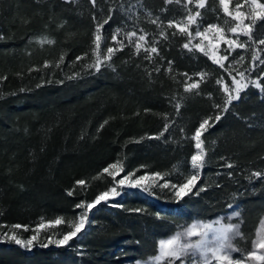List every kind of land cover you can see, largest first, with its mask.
<instances>
[{"label":"trees","instance_id":"16d2710c","mask_svg":"<svg viewBox=\"0 0 264 264\" xmlns=\"http://www.w3.org/2000/svg\"><path fill=\"white\" fill-rule=\"evenodd\" d=\"M109 9L114 11L102 29L105 51L115 46L111 36L117 29L122 30L118 39H124L123 32L143 29L159 54L146 59L143 50L137 55L125 41L110 66L99 72L88 68L95 60L96 23ZM186 14L182 4L165 0H97L95 7L89 0H0V234L36 235L29 249L0 242V264H136L157 255L159 241L181 227L214 220L235 205L244 236L237 245L252 248L264 217V92L250 84L226 113L214 107L225 97L216 81L232 85L235 76L230 58L225 71L203 53L184 49L187 37L173 36L169 29L165 40L150 23L158 17L165 25ZM226 18L218 0H207L198 21L226 29ZM251 34L253 54L264 60V45L258 43L264 38V18L253 24ZM42 39L55 43L41 45ZM242 53L237 49L233 57ZM260 60L252 67L250 57L249 75L264 86ZM54 66V76L72 72V78L40 83ZM200 72L207 76L199 90L186 93L185 83L198 81ZM216 114L221 119L210 121L213 126L202 133L205 164L188 195L178 199L173 193L130 191L92 208L88 226L66 245H43L61 239L69 223L78 220V204L91 203L114 186L112 177L101 173L117 161L124 175L161 173L171 184L184 182L193 174L191 156L197 149L192 137L205 118ZM166 123L168 131L161 136ZM229 163L233 167H226ZM201 187L205 190L196 195ZM60 217L64 223L48 224ZM41 223L46 226L38 229ZM17 224L21 228L12 227Z\"/></svg>","mask_w":264,"mask_h":264},{"label":"snow or ice","instance_id":"6c2138e0","mask_svg":"<svg viewBox=\"0 0 264 264\" xmlns=\"http://www.w3.org/2000/svg\"><path fill=\"white\" fill-rule=\"evenodd\" d=\"M68 3L74 2V0H66ZM89 3L93 7L96 6L97 0H89ZM166 4H182L185 8L186 15L181 20H170L168 21L166 27L168 29H174L172 35L175 36L177 34L187 37V42L182 46L184 49H187L189 52L199 51L203 53L205 56H208L213 63L217 64L220 68H224L225 71H228L225 68V61L229 59V55L231 52L236 51V49H244L247 50L249 47V42L253 41V37L251 34V29L253 24L255 23L256 17L260 16L264 18V3H259V0H242V3H237L235 5V11H231L229 5L231 0H218V4L222 9V12L226 17H230L233 24L231 27L227 28V32L225 28L220 26L217 23L209 24L200 30V25L198 24V20L201 18V9H204L207 5V0H165ZM244 4H248V8L245 11H242ZM188 5H194L196 11L193 12L192 8H189ZM259 9V12L256 10ZM114 9H109V15L103 19L102 22L97 21L94 39H93V52L95 55V60L93 63L87 65L88 68L94 69L96 72L101 70L102 66H110V61L115 52L123 50L126 47L125 41L128 44H131L137 55L140 54L141 50L145 53L146 59H152V54H159L158 47L155 46V41L151 44L148 41L149 34L145 32L143 29H139V31H127L123 32L124 39H118L121 35L122 30L117 29L111 36V40L115 46H109L106 48V51L103 56L100 55L101 41H102V29L105 25H107L111 19ZM151 16V13H148ZM95 20V16L93 17ZM245 20H250L251 23H245ZM150 23L156 24L161 28L160 36L165 40L168 38L167 31L164 30L163 22L159 20V18L151 19ZM227 23V21H226ZM196 26L195 37L200 38V42L193 44V32L192 26ZM243 35L247 37V40L241 41L240 36ZM234 37V38H233ZM207 41V44H205ZM41 45L48 43H55L52 40L42 39L40 41ZM258 43L260 45H264V38L259 39ZM226 45V48L223 50V54H220L221 49L220 45ZM87 55V54H85ZM82 59V57H77V60ZM260 60L259 55L253 54L252 56V67H255V62ZM244 61V56L241 55L235 61L237 64H241ZM60 62H63V56L60 57ZM261 64H264V60H260ZM45 67L48 66V62H45ZM58 66V65H57ZM158 71V69H157ZM171 62H169L168 72L171 73ZM247 71V69L245 70ZM245 71H238L239 79L235 76H232V85L233 87H229L227 83H224L222 79H218L216 81L217 84H223V92L225 93L224 103L223 105L215 104L214 107L217 109H221L223 112H227L230 105H232L233 101H237L240 99V94L244 90H246L250 84L254 85L256 88L260 89L261 92H264V86L261 85L259 79L257 80H249L245 76ZM187 80H192L191 76H188L187 73L184 74ZM199 77V80L193 83H185L184 91L192 92L194 90L198 91L200 87V82L204 81L207 73L200 72L196 74ZM232 73L229 71V76ZM72 78V77H70ZM264 79V77H261ZM210 95V94H209ZM176 110L179 112L181 107L180 104H176ZM147 111V110H146ZM165 119L167 117L165 116ZM221 119L220 114H216L214 117L205 118L196 129L192 139L195 140V147L197 149L196 153L191 156V168L193 170V174L187 176L184 182L179 184H171L169 181L160 184L159 187L169 188L174 190V195L177 198H183L184 195H188L191 192L192 188L195 187L197 180L199 179L200 172L205 164V157L207 155L204 147L203 140L201 139L202 133L207 131V128L213 126L210 124V121L214 120L218 122ZM107 123V121H105ZM103 127V125H101ZM169 125L166 123L164 125L163 131L160 133L162 136L164 132H167ZM226 167L231 168L233 165L231 163L227 164ZM110 169L114 171H110ZM123 172V168L120 166V162L117 161L109 165L108 167L102 170V173H107L108 176L112 177L114 181V186L111 187L108 191L100 193L91 203L87 204H78V208H84V211L78 217V220L74 222H70L68 225L69 230L65 232L61 239L52 240L49 239L48 243H54L56 245H66L69 240L75 237L81 230L84 229L85 225L88 223V213L94 208L97 204H99L102 200L106 201L109 198V195L118 196L120 192L117 191V187L122 185H127L128 187H144L141 184V181L145 180V176H140L138 178L133 179L134 173H128L123 176L121 179L116 180V176L119 173ZM255 177H260L262 174L260 172H255L252 174ZM154 181L156 178L163 180L164 177L161 173L153 174ZM78 185L84 186L86 182L84 180L76 181ZM145 191H148V188H144ZM205 189L201 187L195 194L199 195L200 191H204ZM72 191L68 192V195H72ZM232 207V205H229ZM139 211V210H137ZM234 216L239 217V212H234ZM64 223L63 218H57L54 221L48 222L51 226H56ZM219 226L214 227L212 223H193L187 228H185L181 232L175 233L170 238L159 241L158 244V254L152 258V264H189V258L193 262L196 261V257H200V261L197 264H244V260L248 261H259L260 264H264V230L258 231L256 233V238L253 240L252 250L249 251L246 256L241 259H233V252H239L240 249L234 247L233 240L237 237L244 239L243 233L240 230V224L238 223H222L220 221L215 222ZM46 225L41 223L37 226V228H43ZM13 228H21V225H13ZM262 229H264V225H262ZM27 230V229H25ZM8 239L14 241L16 244L22 245L24 247H30L34 240H36V235H33L28 240H22L17 238V236L13 233L11 235L5 234ZM211 237V238H210ZM47 246V245H44ZM260 250L259 254L258 251Z\"/></svg>","mask_w":264,"mask_h":264},{"label":"rangeland","instance_id":"374dc122","mask_svg":"<svg viewBox=\"0 0 264 264\" xmlns=\"http://www.w3.org/2000/svg\"><path fill=\"white\" fill-rule=\"evenodd\" d=\"M237 3H242V0H231V3H230V5H229V8H230V10L231 11H235V5L237 4ZM259 3H264V0H259ZM191 8H192V10H193V12L194 11H196V8H195V6L194 5H191ZM247 8H248V4H244V6H243V8L241 9L242 11H245V10H247ZM201 11V10H200ZM257 12H259V9H257L256 10ZM140 14H139V12L137 11V9H136V7H135V11L132 13V21L135 23V24H137L138 23V19H140V16H139ZM155 19V18H154ZM182 19V18H181ZM181 19H179V20H181ZM261 19V17L260 16H257L256 17V20H255V22H257L258 20H260ZM226 21H227V23H226ZM245 23H251V21L250 20H245ZM198 24L200 25V30L202 31L203 30V28L204 27H206L207 26V24L206 23H203V22H199L198 21ZM225 24H226V26H227V28L228 27H231L232 26V24H233V22H232V20H231V18L230 17H227L226 19H225ZM166 25H167V23L164 25V30L165 31H168L169 29L166 27ZM227 28L225 29V31L227 32ZM192 32H193V40H192V43L193 44H196V43H199L200 42V38H198V37H195V30H196V26L195 25H193L192 26ZM160 31H161V28L159 27L158 28V34H160ZM234 38V37H233ZM240 40L241 41H245V40H247V38H244L243 37V35H241L240 37ZM205 44H207V41H205ZM226 48V45H224V44H221L220 45V49H221V52H220V54H223V50ZM237 50V49H236ZM241 50H244V49H241ZM104 53H105V50L102 48V41H101V48H100V55L101 56H103L104 55ZM241 55H243L244 56V61L241 63V64H237V63H235V61L239 58V56H241ZM239 56H237V57H233V52H231V55H229V58H230V67H231V71H232V73L233 74H235V76H236V78L237 79H239V76H238V71H245L246 69H247V71H245V76L247 77V78H250L249 80H254L252 77H251V75H249L250 73H249V67H250V65H251V63H249V60H250V57L252 58V56H253V51H252V47H251V45H250V43H249V47H248V49L247 50H244V53H242V54H240ZM226 62V61H225ZM224 62V63H225ZM252 66V65H251ZM58 69V67L57 66H54L53 68H52V70L53 71H51L50 72V76L49 77H42L41 78V80H40V83H44V80H46V82L47 81H59V80H61V78L63 79V78H70L71 77V74H72V72L71 73H68V74H62L60 77H56V76H54V72L56 71ZM189 83H191V82H189ZM252 85V84H251ZM222 87H223V85H222ZM229 87L231 88V87H233V85H229ZM110 171H114V170H112V169H110ZM193 171V170H192ZM123 176H125L124 175V173L123 172H121V173H119V175H117L116 176V180H119V179H121ZM141 176H145L146 177V179L145 180H143V181H141V184L144 186V187H135V188H133V187H128L126 184L125 185H122V186H119V187H117V191H119L120 192V195H118V196H112L111 194L109 195V198L106 200V201H111V200H119V199H121L125 194H127V193H129L130 191H137V192H139L140 194H143V195H148V194H152L153 192H159V193H168V194H170V193H173V197H175V195H174V190L173 189H171V187H169V188H161V187H159V185L160 184H163L164 182H166V179H165V176H163L164 177V179L163 180H160V179H158V178H156L155 179V181H154V178H153V174H145V175H141ZM138 177H140V176H137V175H135L134 174V176H133V179H135V178H138ZM198 181V180H197ZM144 188H148L149 190L148 191H145L144 190ZM193 189V188H192ZM185 196V195H184ZM175 198H177V197H175ZM178 199H180V198H178ZM101 202H105L104 200H102ZM109 205H111V206H116L115 204H109ZM159 206H163V204H159ZM83 211H84V208H82V212H81V214L83 213ZM90 212V211H89ZM234 212H239L240 213V216L239 217H236V216H234L233 215V213ZM89 214V213H88ZM217 221H220V222H222V223H238V224H240V230H241V210H240V208L238 207V206H233L232 208H231V210H230V212L229 213H227L226 215H223V216H220V217H218V218H216V219H214V220H210V221H207V220H195V221H193V222H191V223H189V224H187V225H185V226H183V227H181L177 232H181V231H183L185 228H187L188 226H190L191 224H193V223H212L213 225H214V227H218L219 225L217 224V223H215V222H217ZM90 222H89V219H88V223L85 225V227H84V229L88 226V224H89ZM262 225H264V217H263V219L261 220V222H260V224H259V226H258V229H257V232L258 231H261V230H264V229H262ZM83 229V230H84ZM83 230H81V231H83ZM80 231V232H81ZM176 232V233H177ZM256 232V233H257ZM11 234H13V233H8V235H11ZM15 234V233H14ZM16 235V234H15ZM174 235V234H173ZM173 235H171V236H173ZM17 236V235H16ZM170 236V237H171ZM170 237H167V238H170ZM17 238H19V239H22V238H20L19 236H17ZM167 238H165V239H167ZM211 238V237H210ZM52 240H57V239H55V238H51ZM239 239H241V238H239V237H237V238H235L234 240H233V245H234V247H236V248H238V249H240V251L239 252H233V259H241L242 257H244V256H246V254L249 252V251H251L252 250V248L251 249H249V250H247L246 249V247H239L238 245H237V241L239 240ZM22 240H28V239H22ZM161 240H164V239H161ZM160 240V241H161ZM8 242V241H11V242H14V241H12V240H10V239H8L7 238V236L5 235V234H0V242ZM48 241H49V239L46 241V242H44L43 243V245H54V246H59V245H56V244H54V243H48ZM34 244V241H33V243H32V245ZM32 245L30 246V247H24V246H22V247H24V248H26V249H29V248H31L32 247ZM258 251V254H259V252H260V250H257ZM158 254V253H157ZM156 256V255H155ZM154 256V257H155ZM154 257H151V258H149V259H147V260H144V261H137L136 262V264H152V258H154ZM200 261V257H196V261L195 262H193L192 260H191V258H189V264H197V262H199ZM177 264H179V262H177ZM244 264H260V262L259 261H248V260H244Z\"/></svg>","mask_w":264,"mask_h":264}]
</instances>
